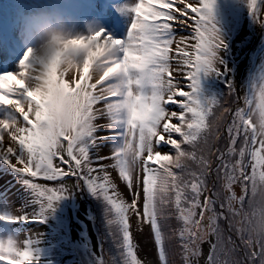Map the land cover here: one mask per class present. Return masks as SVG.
Returning <instances> with one entry per match:
<instances>
[{"label": "snow or ice", "instance_id": "6c2138e0", "mask_svg": "<svg viewBox=\"0 0 264 264\" xmlns=\"http://www.w3.org/2000/svg\"><path fill=\"white\" fill-rule=\"evenodd\" d=\"M214 2L138 0L125 39L103 31L54 38L56 48L47 56V67L52 79L62 78L72 97L76 121L68 134L46 135L41 128L47 102L42 90L31 85L43 58L34 65L29 50L22 71L0 74V106L15 113L13 119L0 118V158L24 174L37 202L46 208L70 189L66 179H73L75 187L87 184L107 201L115 213L110 224L119 225L123 233L121 264H142L132 241L130 213L140 221L138 228L146 221L154 234L159 256L149 264H169L166 240L179 244L182 264H199V245L205 241L210 248L204 264H264V85L258 98L246 95L247 107L234 111L211 101L205 107L197 95L201 74L220 72L223 63L218 53L225 45L212 23ZM250 10L264 24L256 0H250ZM177 24L190 30L187 36L170 35ZM189 39L195 43L190 45ZM66 57L69 71H75L72 80L65 78L69 71H60ZM174 72L186 78L190 91L174 82ZM169 104H178L180 110L170 112ZM226 114L231 120L222 132ZM106 130L108 135H100ZM110 139L121 142L104 151ZM163 145L168 151H162ZM110 169L116 170L115 177ZM172 218L179 223L174 228L177 240L165 234ZM222 220L228 221V232L236 233L239 245L225 233ZM5 260L35 264L33 250H21L12 240L7 246L0 241V261Z\"/></svg>", "mask_w": 264, "mask_h": 264}, {"label": "rangeland", "instance_id": "374dc122", "mask_svg": "<svg viewBox=\"0 0 264 264\" xmlns=\"http://www.w3.org/2000/svg\"><path fill=\"white\" fill-rule=\"evenodd\" d=\"M99 2V0H0V74L22 71L21 62L29 50L33 54L31 62L36 65L58 33L62 34L64 39H73L90 36L95 31H103L105 35H110L114 39H125L134 21L132 9L138 0H120L106 13L99 11ZM187 2H191V0H187ZM229 4L231 6L228 7ZM215 5L218 8H213L212 23L225 45L218 53L223 62L221 71L226 73V78L229 74L233 76L231 83L235 84L238 92L241 90V78L246 79L249 74L247 69L243 71L249 58V48L247 47L249 43L238 50L236 41L243 38L251 29L255 33L256 39L250 49L251 52H257V57L248 79L252 95L258 98L259 87L264 85V37L261 38L262 33L264 35V24L259 23L255 14L250 10V0H215ZM178 6L182 5L178 3ZM256 12L258 15L264 14V0H256ZM189 31L177 24L170 35L179 38L187 36ZM100 42H103V37L100 38ZM187 43L191 45L195 41L189 39ZM175 47L174 44L173 49ZM229 50L240 52L235 56L237 58L233 59L234 68L231 62L225 58ZM188 51L192 53L193 49L189 47ZM171 55L173 56L172 63L175 64V51ZM216 74L220 76L216 71L211 70L202 73L203 76L209 78H214ZM74 75L75 71L72 70L65 75V78L72 80ZM173 80L174 82L179 80L183 90L189 91L186 78L177 77L174 72ZM91 82H95V76ZM214 88V86L210 88L199 86L198 93L204 100L203 94L210 93L213 96ZM177 99L181 98L177 97ZM239 101L233 104L231 108L233 111L237 108ZM167 108L170 112L180 110L178 104H169ZM14 117L15 113L12 109L0 106V118L13 119ZM101 123H107V121L104 120ZM226 125L227 123L224 127ZM100 135H108V131L106 130ZM120 142L119 139H110L109 143L103 145V150H111ZM3 143L9 144L7 137ZM12 146L15 147V145ZM165 150L166 146L163 145L162 151ZM95 151L92 149L94 154ZM13 163H16L14 158ZM20 166L17 164V167ZM110 172L113 177L117 174L116 170L110 169ZM65 183L70 189L61 199L55 201L51 208H46L37 202L36 193L25 182L24 174L14 170L10 164L0 158V216L4 217V219H0V241H4L7 246V241L12 240L21 250L25 246L30 247L34 252L35 264H54L47 259L50 255L45 250L49 240L55 238L56 241L70 246L71 241L83 239L84 232L88 230L92 235L93 242L90 250L93 253L97 252V249L94 248L97 243L99 251V240L93 232L91 221L88 220L86 221L88 223L83 224L80 219H76L77 216L82 217L80 209L86 210L89 203V198L84 195V185L75 187L76 182L73 179H66ZM117 183L119 191L126 196L127 191L123 183L119 181ZM63 203H66L65 210H62ZM73 207L76 208L75 216H73ZM250 210L252 211V209ZM57 211L61 212L64 217L62 221L65 225H69L68 216L71 219L70 230L69 227L66 229L69 237L63 240L60 239V235L63 233L61 229H64L65 225L62 226L57 221L55 223V217L52 215ZM33 217L41 219L37 220ZM138 224L140 221L136 215L130 213L129 227L132 241L136 245L137 258L141 260L142 264H149L158 258L159 249L158 246H155L154 234H150L151 226L146 221L141 228L137 227ZM213 238H210L211 242ZM209 248V241L199 245L201 251L199 264H204ZM168 260L170 261L169 256ZM0 264H7V261H0Z\"/></svg>", "mask_w": 264, "mask_h": 264}, {"label": "trees", "instance_id": "16d2710c", "mask_svg": "<svg viewBox=\"0 0 264 264\" xmlns=\"http://www.w3.org/2000/svg\"><path fill=\"white\" fill-rule=\"evenodd\" d=\"M255 37H256L255 33L251 29L247 34L244 35L243 38L237 41L238 50H241V48L245 47V44L249 43V45L247 46L249 48L248 50L249 58L247 61V65L243 70L245 71L247 69L249 71V74L246 79L241 78L240 92L237 91L235 84L231 83L233 76H230L229 74L228 77L226 78V73L224 71L217 72L218 74H220V76H217L216 74L214 78H209L201 74L200 86H207L208 88L213 86L215 87L213 96H211L212 94L210 93L203 94L204 100L201 94L199 93L197 94L205 107H207L209 105V102L211 101L217 104L219 103L223 104V106L226 108H232L233 104L238 102L239 99L242 100V103L238 105L237 108L247 107V105H245L244 103L245 96L248 95L250 98H252L253 96L252 91L250 89L248 77L252 70L254 60L257 57V52H251L250 49L252 43L256 39ZM263 37L264 35H262V38ZM237 54H240V52L239 51L234 52L232 50H229V53L225 57L228 59V61L231 62L233 68L235 67L233 59L237 58L235 57ZM245 85L247 86L245 87ZM233 93L236 94L232 95ZM229 117L230 114H226L225 120L223 122V126L221 128L222 132L224 131L225 124L226 123L228 124L231 120V118L229 119ZM172 122L178 123L177 120H173ZM173 135L174 138L179 139V136L177 134H173ZM165 146H166L165 151H168V146L167 145ZM182 147H188V146L182 145ZM40 182L46 183L42 180H40ZM83 185H84L83 186L84 195H86L89 198V203L87 204L86 211L85 212L81 211L84 218H82L81 216H77L76 219H80V221L83 224H86L87 220L91 221L94 233L97 236V239L99 240V251L93 253L90 250L93 244L92 236L90 235L89 231L84 228L86 231L84 232L83 239L71 241L70 246H67L66 244L56 241L55 238H51L49 240V244L45 248V250L48 251L47 253L50 255V257H47V259L51 260L54 264H101V259H103L104 264H121L124 257L122 255V251L121 248L119 247V244L120 241L122 240L123 233L119 225L110 224V219H113L115 217V213L109 211L110 205L107 203V201H105L102 197H98L97 195H95L87 184H83ZM234 188L238 195L242 194L239 185L234 186ZM65 204L66 203H63L64 206L62 210H65L66 208ZM75 209L76 208L73 207V216L76 215ZM246 210L251 211L250 209H247V206H246ZM52 215H54L55 217V223L57 221L60 222L62 226L65 225L62 221V218L64 217L62 216L61 212L59 211L53 212ZM67 220L69 221V225L66 224L65 228L61 229L63 233L60 235V239L62 240L64 238L69 237V235L66 232L67 227H69L70 230L71 219L69 216ZM220 223L221 226L224 228L225 233L230 234L233 240H235L236 243L239 245L240 241L236 238V233L228 232V221L222 220ZM177 227H179V223L175 220V218H172L170 226L167 229H165V234L166 235L174 234L172 235L173 240H177L178 235L174 232V228ZM214 241H215V237L213 238L212 242ZM165 249L170 259L169 264H182L179 244H175L173 246L171 242L166 240Z\"/></svg>", "mask_w": 264, "mask_h": 264}, {"label": "clouds", "instance_id": "9594fccd", "mask_svg": "<svg viewBox=\"0 0 264 264\" xmlns=\"http://www.w3.org/2000/svg\"><path fill=\"white\" fill-rule=\"evenodd\" d=\"M55 38L64 39L62 34H57ZM66 40V39H65ZM56 45L54 39L49 48H47L41 58L43 66L40 69L39 76L32 83L33 90L41 89L44 99L47 102V112L45 119L41 121L42 131L46 135H60L72 132L73 125L76 121L72 97L63 87L62 78L52 79L47 67V56L55 51ZM72 65L69 58L66 57L60 71L67 72Z\"/></svg>", "mask_w": 264, "mask_h": 264}, {"label": "water", "instance_id": "95a60500", "mask_svg": "<svg viewBox=\"0 0 264 264\" xmlns=\"http://www.w3.org/2000/svg\"><path fill=\"white\" fill-rule=\"evenodd\" d=\"M97 245V244H96Z\"/></svg>", "mask_w": 264, "mask_h": 264}]
</instances>
